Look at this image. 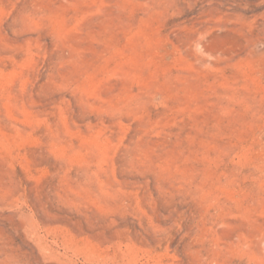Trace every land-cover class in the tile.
<instances>
[{
  "label": "rangeland",
  "instance_id": "obj_1",
  "mask_svg": "<svg viewBox=\"0 0 264 264\" xmlns=\"http://www.w3.org/2000/svg\"><path fill=\"white\" fill-rule=\"evenodd\" d=\"M0 264H264V0H0Z\"/></svg>",
  "mask_w": 264,
  "mask_h": 264
}]
</instances>
